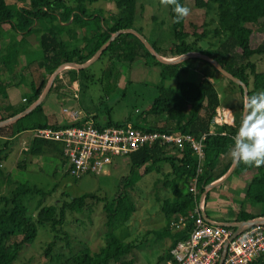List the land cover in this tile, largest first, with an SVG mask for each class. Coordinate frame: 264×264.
<instances>
[{
    "label": "trees",
    "instance_id": "trees-1",
    "mask_svg": "<svg viewBox=\"0 0 264 264\" xmlns=\"http://www.w3.org/2000/svg\"><path fill=\"white\" fill-rule=\"evenodd\" d=\"M17 1L23 3L22 8L9 5L6 0H0V29L7 28L8 31L27 30L30 32L35 20L49 19L53 23L57 17L61 22L67 23L72 19L74 25H81L85 28L92 21L97 25L94 34L87 37L85 41L86 49L91 44L93 47L84 54L76 49L68 51L67 46L59 39L58 32H50V34L41 37V46L45 57L39 66L46 68L49 76L63 63H72L75 59H77V64L86 63L111 38L112 34L120 30H135L137 0H115L117 13L109 16L108 19L104 16L103 10L92 9L101 0H70L68 4L63 0ZM179 2L185 6V0H179ZM197 6L198 8H207L216 14L218 26L214 30H204L201 34L194 33L193 42H188L187 39L190 35L185 30L186 19L179 24L174 23L172 6H169L175 43L165 51L151 43L153 47L166 58H174L190 52H201L217 60L225 70L243 81L248 87L250 96L264 91V71L259 72L257 64L251 61L254 56L264 57V39L262 42L258 40L259 35L264 34V0H197ZM101 23H103V29L100 26ZM255 36H257L256 41L254 40ZM209 37H213L214 41L217 42L216 44H209V47L204 50L199 46V42L209 40ZM15 46L14 43L8 45L10 53L15 50ZM103 58L111 63L110 66L114 65L115 68L108 69L112 72L118 68L120 63L132 64L137 59L151 60L161 67L163 81L178 76L184 71V66L187 63H199L200 69H205L202 70L204 74L199 83H179L175 89L166 88L164 85L149 88L147 97L143 96L142 98L145 109L139 110V113L145 119L147 117L157 119L163 117L164 120L157 125L145 123L143 126H139L131 122L121 124L113 122L109 117H107L106 123H100L96 121L98 116L93 117L92 120L100 129L117 126L191 134L196 138L205 136L204 172L197 184L199 195L195 196L190 192L191 181L196 175L198 167L191 149L187 146L180 149L179 147L160 144L146 146L126 156L131 166L130 175L134 177L132 179L126 177L123 180L124 184L122 187L120 186L112 202H105L91 196L67 197L70 201H64L63 205L43 206L40 203L39 212L34 216L30 213V208L25 199L28 200L34 196L45 199L50 195V192L44 193L37 187L20 185L0 199L2 203L0 207V264H15L23 248L31 245L36 239L39 227H47L50 233L54 235V241L47 245L46 250V254L50 256V251L55 246L54 242L59 239V234L66 235L65 231L61 229L65 222L66 212H82L89 199H95L105 204L104 212L106 213L107 227V231L104 233L105 246L98 253H92L86 249L60 263L53 262L52 264H135L133 259H127L133 252L135 245L121 240L115 233L132 218L136 211V203L127 193V188L136 183L142 176H147L153 172L161 173L162 167L168 164L170 172L166 175L165 185L170 187L172 197L163 205L164 213L168 220H171L172 215L188 218L195 207L196 200L205 192L206 186L223 176L231 167L232 162L224 165L225 167L218 172V169L224 164L222 157L230 154L234 144L233 137L236 135L242 119V105L239 115L235 117L233 126L213 124L212 118L215 111L222 105L212 78L218 76L227 80L231 88L239 91L243 104L244 94L240 85L225 78L211 63L202 59H188L175 65L162 64L131 33L121 34L117 37L97 61ZM88 69H82L78 73L84 74ZM71 75L75 76L76 74ZM59 78L57 81L60 80ZM71 79L75 81L76 77H71ZM47 81L48 78L44 79L41 85L35 88L28 105L19 112H23L39 99ZM2 86L4 87V84L0 80V87L2 88ZM54 88L53 86L51 90ZM2 111L0 106V122L13 118L19 113L10 111L3 114ZM87 119L88 117L83 118L81 123H85ZM72 125L73 123L60 126L50 124L42 113V105H39L33 112L19 119L16 123L1 128L0 133L10 128L11 136L15 137L27 131L33 132L48 127L59 128ZM54 144L59 145L34 137L30 153L35 156L41 155L44 146ZM2 156L3 154L0 152V161L4 158ZM247 172L253 175L247 192V199L251 203L264 204V166L256 168L240 163L235 169V173L239 175ZM170 177H172L171 180ZM64 196L66 197V195ZM242 219L244 221L251 220L249 216ZM189 231L190 227L185 231L178 232L173 246L179 241L187 239ZM20 235H23L21 241L12 242L15 237ZM169 257L172 258L170 254L161 257L158 264ZM252 264H264V259H259Z\"/></svg>",
    "mask_w": 264,
    "mask_h": 264
},
{
    "label": "rangeland",
    "instance_id": "rangeland-1",
    "mask_svg": "<svg viewBox=\"0 0 264 264\" xmlns=\"http://www.w3.org/2000/svg\"><path fill=\"white\" fill-rule=\"evenodd\" d=\"M63 1L68 4L70 0ZM185 6L191 10L185 21V30L190 35L187 39L188 42H193L194 33L201 34L204 30L211 31L218 26L216 14L207 8H198L197 0H185ZM92 9L103 10L106 19L117 13L115 0H101ZM46 23L42 24H49ZM50 24L54 25L55 28L61 29V22L58 17L55 22H50ZM90 25L94 28L97 27L94 21ZM100 26L103 29V23ZM134 28L144 35L150 43L156 44L161 48L162 51L170 49L172 44L175 43L169 6L162 5L160 0H137ZM94 32H91V34H94ZM59 33L61 34L60 30ZM37 34L39 35L41 32ZM256 39L257 36H255L254 40L256 41ZM216 42L213 37H209V40H201L199 46L205 50L209 47V44H216ZM67 50L71 51L74 49L72 46H67ZM28 51L26 53L28 58H33V60L44 55L40 44ZM251 61L257 64L259 72L264 71V57L254 56ZM17 64L20 65L22 62L17 60ZM110 65L111 63L103 58L96 61L86 73L77 78L76 80L80 82V86L76 88L75 93L73 92V97L76 94V98H73V100L81 104L78 105L82 114L90 113L96 116L109 117L115 123L124 124L131 122L143 126L145 124L142 121L143 116L139 113V110L145 109L142 98L143 96L147 97L150 91L149 88L160 86V80L153 61L137 59L132 64L128 62L126 64L120 63V66L113 72L108 70L115 68L114 65ZM192 72L200 73L197 71ZM23 73L27 74L26 71H23ZM21 76L22 73L19 74V78ZM196 77L191 72H187L185 75L180 73L176 78H171V84L175 83L174 85H169V82L164 83L167 86L174 87L178 83H198V77L197 79ZM201 79L202 75L200 76ZM223 81L227 83V80ZM25 83L27 82L22 83L21 89L25 95H28L29 91L26 90V87H29V85L26 86ZM229 87L231 86L229 85ZM220 92L225 96L231 91L227 89L226 92L223 90H220ZM230 101L228 97V99L222 101V104L232 107ZM65 108L70 109L71 107L66 105ZM51 121L49 119L50 124H52ZM11 133L12 131L9 128L2 131L1 134L3 136H0V152L3 154L2 158L4 157L0 161V199L7 196L20 185L37 187L44 193L50 192V195L45 199L40 196L31 197L28 199L29 201L27 198L25 199L30 208V213L34 216L39 212L40 203L43 206L63 205L64 201H70L67 197L81 198L91 196L102 199L105 202H112L120 186L122 187V184H124L123 180L126 177H130V179L134 177L130 175L131 166L129 160L118 156L114 158V168L110 172L111 175H87L77 179L67 173V161L58 156V153H50L49 149H45L41 155L37 156L30 152L25 153L31 148L29 143L26 146H18V140L10 138ZM32 135L33 132L27 131L23 134L24 137L22 139L27 141V137ZM25 148L26 151L24 152ZM139 180L127 188V193L136 203V212L115 233L121 240L133 243L135 249L141 252L140 246L146 247L147 241L149 243L147 245H151L153 238L146 237L144 230L140 229V225L142 223L151 230L160 231L162 229V223L165 222V218L159 208V203L160 200L168 197V192L170 193V191L165 186L166 180L157 172L142 176ZM1 205L2 203L0 202V207ZM104 205V202L89 199L82 212L67 211L64 225L61 228L66 235L59 234V239L54 242L55 246L50 251V256L46 254V250L47 245L54 241V235L50 233L47 227H39L36 239L31 245L23 248L15 264L60 263L82 250L89 249L92 253L100 252L106 243L104 233L107 231V227ZM252 207H257L258 210L261 209L264 212V204L257 205L250 202L249 209L252 210ZM136 218L141 219L135 220ZM129 235L131 236L130 239ZM22 238L23 235L17 236L12 242H19ZM138 252L135 251V253ZM127 259L138 260V255L136 254L135 257V255L130 254ZM148 260L150 259L148 258Z\"/></svg>",
    "mask_w": 264,
    "mask_h": 264
},
{
    "label": "crops",
    "instance_id": "crops-1",
    "mask_svg": "<svg viewBox=\"0 0 264 264\" xmlns=\"http://www.w3.org/2000/svg\"><path fill=\"white\" fill-rule=\"evenodd\" d=\"M6 2L9 5L17 6L18 8L23 7V3H18L17 0H6ZM56 14L58 15V12ZM44 22H47L46 24L48 23L49 24L48 25L42 24ZM60 27L61 29L54 28V25L50 24V20L46 19L43 21L35 20L32 27L30 28L32 29L30 32H28L27 30L16 32L13 30L8 31L7 28L0 29V80L4 84V87L3 86L2 88L0 87V106L3 109L2 111L3 114H6L7 112H10V111L19 112L22 110V108H24L23 107L24 105L26 107L28 105L29 99L34 94L35 88L40 86L43 80L46 78H48V81L46 83V86H47L52 75L49 76L48 72L46 71V68L44 69L39 66V63L45 57V54L34 60L33 58L31 59L28 58L26 54L29 52L28 51L29 49H32L33 47H37L38 44L41 45L40 39L43 35H48L50 34V32L52 33L58 32L59 39L66 46H72L73 49L80 50L82 54L86 53L89 49L93 47L92 44L89 46L88 49H86L87 46H84L85 39L91 36V32L95 31V28L93 26L89 25L85 28L84 26H81V25H74L71 19V21L68 23L61 22ZM59 30L61 31V34L59 33ZM39 32H41V34L38 35L37 33ZM62 32L64 33L63 35H62ZM259 36L260 38L258 40L259 42H262V40L264 39L263 38L264 34L261 33V35ZM12 43H14V45L16 44L15 50H13L12 53L7 52L8 45ZM41 49L43 50L42 46H41ZM25 56L27 57V59ZM17 60L19 62L20 61L22 62V64H20L21 67L19 64H17ZM76 60L77 59H75L72 63L75 65H82V64H77ZM93 64H91L87 68H90ZM123 64H126V63H123ZM154 66H155L156 73L158 74V78L160 80L159 82L160 86L164 85L166 88H169V89H175L178 86L179 83L175 87L165 85V83H168V82H169V85H172V84L174 85L175 83L171 84V78L163 81L161 77V72H162L161 67L156 64H154ZM200 66L201 65L199 63H194V62L187 63L184 66V71L181 74L185 75V73L191 72L193 76L196 75L198 77L197 81L199 83L201 81L200 76L202 75L203 77V74H204L203 71L205 70V69H200L201 68ZM23 71H26L27 74L25 75ZM78 71L80 70L73 69L71 67H68L64 69L63 71H61L57 75L53 83V86L55 88L53 90H50V92L47 94V96L43 99V101L40 104L42 105L43 115L48 120L49 119L52 120L51 121L52 125L60 126V125L69 123V120H68L69 118L67 117V115L63 113V109L65 108L66 105H70L71 107L70 109L79 110V105L81 104L73 100V98H76V94H74V97H73V92L76 91V88L80 86V82L77 80L74 81L71 79V77L73 78L76 77L77 79L83 75V73H78ZM192 71L194 72L197 71L200 73L196 74V73H193ZM21 73H22V76L19 78V74ZM73 73H75L76 75L72 76L71 74ZM58 77H60L59 78L60 80L57 81ZM176 77H173V79ZM223 80L225 79H222L218 76L215 78H212V81L214 82L215 87L218 91L221 105L226 107L230 111H232L234 117H237V115H239L240 113V108L242 105L240 93L238 90H235L229 87V83L228 82L225 83V81ZM25 81L27 82L25 83V85L26 86L29 85V87H26V90L29 91L28 95H25L21 89L22 88L21 85H23L22 83ZM185 83H190V82H185ZM227 89H229L231 92L225 96L222 95L220 90H223L224 92H226ZM228 97L231 100L230 102L232 103V107L222 104V101L224 99H228ZM20 113L22 112H19L18 114ZM82 115H83V118L88 117L87 120H90V119L93 120L94 119L93 117H97L90 113H84ZM163 120H164L163 117L161 119L151 118V117H147L145 119V117H143L142 121H144V123H148V125L154 126V125H157L158 123H161ZM96 121L100 123H106L107 117L98 116V119L96 118ZM24 133H21L15 137L10 136V138H12V140H18V146H26V144L29 143V146L32 148V142L34 139L33 135L30 137H27V141H25L24 139H22L24 137L23 136ZM0 136H3V134L0 133ZM31 148L27 152H25L26 151V148H25L24 152L25 153L30 152ZM45 149H49L50 153H54V154L58 153L59 154L58 156L66 160V158L64 157L63 148L60 144L44 146L42 149V152H44ZM124 158L129 160L127 157H124ZM222 162L224 164H222L221 168L218 169V172L222 170V168L225 167L224 165H227L230 162H232V158L230 154L222 157ZM66 163H67L66 164V170H67L68 161ZM232 165H233V162H232ZM231 167L229 168V170L231 169ZM113 168H114V161H113L112 166L107 171V173L103 176L111 175L110 172L112 171ZM117 168H120V167H117ZM228 171L223 176L210 182L209 184L218 182L228 173ZM169 172H170V166L168 164H165L162 167L161 173H157V174L161 175V177L166 180V175H168ZM252 178H253V175L250 174L249 172L239 175L235 173V170H234L232 174L229 175L225 180L218 183L215 187L209 188L205 192L206 195L204 198L205 219L207 218L209 223L213 225H223V226L232 228L234 230H236V228H234L233 225H236L237 223L244 221L242 218L245 216H249L251 220L264 219V212L261 209L258 210L257 207H252V210L249 209L250 201L247 199V192H248L250 183L252 182ZM169 179L171 180L172 177H170ZM167 190L171 191L170 187L167 188ZM171 197H172V194L168 192V197L164 200H160V203H159V200L157 199L159 203V208L164 214V218H165V222L162 223V229L160 231L151 230L150 228H147L145 225L141 223L140 229L144 230L146 237H150V239L153 238V243L151 245H147L149 244L147 241L146 247L141 245L140 246V250L142 249L141 252H138V250L134 248L131 254L135 255V257H136V254L138 255V260H135V264H138V263L158 264L159 259L161 257H166L168 254L172 256L170 252L172 248L174 247L173 245L177 237L178 231H174L170 228L171 220L167 219L164 213V210H163V205L166 204V201L171 199ZM176 216L178 215H172L170 219ZM140 219L136 218L135 220H140ZM130 238L131 236L129 235V239ZM135 251L138 253H135ZM148 258L150 260H148ZM172 262H173V259L169 257L163 260L162 262H160L159 264H172Z\"/></svg>",
    "mask_w": 264,
    "mask_h": 264
},
{
    "label": "built area",
    "instance_id": "built-area-1",
    "mask_svg": "<svg viewBox=\"0 0 264 264\" xmlns=\"http://www.w3.org/2000/svg\"><path fill=\"white\" fill-rule=\"evenodd\" d=\"M63 113L72 126L43 128L33 131V137L58 143L68 161L67 172L80 179L87 175L103 176L112 166L114 158L126 157L146 146L156 144L182 149L187 146L196 158L198 167L190 185V192L199 195L197 184L203 175L205 136L148 131L132 127L110 126L98 128L92 120L81 123L83 115L78 109L64 108ZM212 123L218 126L235 124L229 109H216ZM189 236L179 241L171 250L172 264H252L264 259V223L235 230L223 225H213L205 219L203 194L196 200L188 218L176 216L170 221L174 231H185Z\"/></svg>",
    "mask_w": 264,
    "mask_h": 264
},
{
    "label": "clouds",
    "instance_id": "clouds-1",
    "mask_svg": "<svg viewBox=\"0 0 264 264\" xmlns=\"http://www.w3.org/2000/svg\"><path fill=\"white\" fill-rule=\"evenodd\" d=\"M164 6H172L174 23H181L191 10L179 0H160ZM230 156L234 164L260 168L264 166V92L245 96L242 104V119Z\"/></svg>",
    "mask_w": 264,
    "mask_h": 264
},
{
    "label": "water",
    "instance_id": "water-1",
    "mask_svg": "<svg viewBox=\"0 0 264 264\" xmlns=\"http://www.w3.org/2000/svg\"><path fill=\"white\" fill-rule=\"evenodd\" d=\"M126 33H131L133 35H135L141 42L142 44L145 46V48L148 50V52L154 56L157 61H159L162 64H166V65H175V64H179L182 63L188 59H202L205 60L209 63H211L225 78H227L228 80L240 85L243 89V94L244 97L245 96H250L249 95V90L247 85L241 81L240 79L236 78L234 75H232L231 73H229L227 70H225L221 64L215 60L214 58L205 55L201 52H190L184 55H180L178 57H174V58H166L163 57L162 55H160L157 50L153 47V45L146 39V37L144 35H142L140 32H138L137 30L134 29H126V30H120L114 34H112L111 38L101 46V48L95 53V55L85 64L82 65H75L73 63H65L60 65L52 74L47 86L45 87L44 91L42 92L41 96L39 97V99L30 107H28L25 111H23L22 113L14 116L13 118L4 120L2 122H0V129L1 128H5L8 127L14 123H16L19 119L25 117L26 115L30 114L31 112H33L43 101V99L47 96V94L50 92L53 83L57 77V75L63 71L64 69L71 67L73 69H77V70H81V69H85L88 66H90L91 64H93L95 61H97L99 59V57L101 56V54L111 45V43L117 38L119 37L121 34H126ZM238 164H234L232 165L231 169L228 171V173L222 178L220 179L218 182L216 183H211L209 184L206 188H205V192L212 187H215L218 183L222 182L223 180H225L229 175L232 174V172L236 169ZM203 193V197L205 198L206 193ZM207 220V218H206ZM208 221V220H207ZM209 222V221H208ZM264 223V219H254V220H249V221H242L237 223L236 225H233L234 228H236L235 233L237 234L238 232H240L241 230H243L245 227H249V226H255V225H259Z\"/></svg>",
    "mask_w": 264,
    "mask_h": 264
}]
</instances>
